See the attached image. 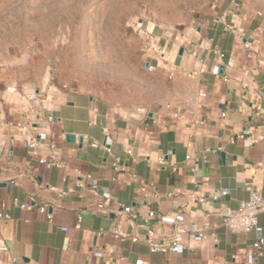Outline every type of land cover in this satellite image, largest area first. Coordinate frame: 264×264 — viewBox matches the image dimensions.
Returning a JSON list of instances; mask_svg holds the SVG:
<instances>
[{
    "label": "crops",
    "instance_id": "0c3cea01",
    "mask_svg": "<svg viewBox=\"0 0 264 264\" xmlns=\"http://www.w3.org/2000/svg\"><path fill=\"white\" fill-rule=\"evenodd\" d=\"M142 31L149 72L131 104L58 84L0 92V212L9 215L0 219V264H264V207L249 232L222 224L224 210L248 198L245 182L264 197V141L236 138L245 129L264 137V0H204L186 19ZM201 91L203 125L184 105ZM52 154L63 168L39 162ZM219 188L228 194L210 200ZM117 228L129 238H114ZM147 230L183 246L153 253Z\"/></svg>",
    "mask_w": 264,
    "mask_h": 264
},
{
    "label": "rangeland",
    "instance_id": "374dc122",
    "mask_svg": "<svg viewBox=\"0 0 264 264\" xmlns=\"http://www.w3.org/2000/svg\"><path fill=\"white\" fill-rule=\"evenodd\" d=\"M203 2L0 0V92L58 84L131 104L149 72L141 62L145 25L175 24Z\"/></svg>",
    "mask_w": 264,
    "mask_h": 264
},
{
    "label": "built area",
    "instance_id": "2783aa9c",
    "mask_svg": "<svg viewBox=\"0 0 264 264\" xmlns=\"http://www.w3.org/2000/svg\"><path fill=\"white\" fill-rule=\"evenodd\" d=\"M257 14L260 15L261 12H257ZM160 51L161 53L164 52L163 49H161ZM218 56H221V54H219ZM206 96H207L206 93L201 91V92H198L194 97H189V98L184 99V105L187 108L188 114L199 125H203L204 122L197 118L196 108L203 104ZM220 115L224 116V112H221ZM249 134H250V130L245 129L242 132L236 134V138H241L244 144L247 146L253 143H256L258 141H261V140L264 141V137L261 135L257 137H253V138H250L248 136L245 137V135H249ZM36 144H37V140L34 138H29L25 142V145L28 148H33L34 146H36ZM49 148L50 150H53L55 146L51 144ZM105 149L107 152L110 151L109 147H105ZM206 151H209V150L206 149ZM39 162L45 164L47 167H56L58 169H61L64 167L63 161L61 160L60 156L57 154H52L48 158H41ZM112 165L115 168H117L116 161L112 162ZM85 178L92 184L97 183V180L92 178L91 175H86ZM193 184L194 186L198 185L196 180H194ZM77 185L82 186V183L78 182ZM244 188L248 191V198L246 200L240 201L238 208L236 209L226 208L224 212L222 213V224L226 229H228L231 232H236V233L249 232L253 228H255V226L257 225V212H258L256 208L258 206L264 207V197H262L261 194L255 188H253V185L251 183L245 182ZM227 194H228L227 189L219 188L215 192L209 194L208 197L210 198V200L216 201L217 199ZM197 200L199 202H203L205 200V197L200 195L197 197ZM13 202L16 203L22 209L28 208L30 206L28 202H19L17 198H13ZM123 209L125 211H130L129 207H124ZM39 211L41 213H44V215L47 218L50 217V214L47 212V209L44 205L39 206ZM153 216H154L153 212H148V215H147L148 218L153 217ZM8 217H9L8 214L0 212V219H7ZM81 221H82V215H78L73 228L80 229ZM63 229L65 230L66 228H63ZM98 233L101 234L102 231L99 230ZM111 233L114 238L119 239V240H124L126 238H129V235L127 234V232L120 230L118 228L112 230ZM192 234L198 237H201L202 235L201 232H194V231L192 232ZM151 235H152V231L147 230V240H148L149 250L153 253L155 252H160V253L177 252L183 246V244H181L178 241H171L169 243H164L162 241H157V240L148 238V236H151ZM253 247L255 249L257 256L263 253V248L258 240L253 243ZM0 249L1 250L5 249V246H1Z\"/></svg>",
    "mask_w": 264,
    "mask_h": 264
},
{
    "label": "water",
    "instance_id": "95a60500",
    "mask_svg": "<svg viewBox=\"0 0 264 264\" xmlns=\"http://www.w3.org/2000/svg\"><path fill=\"white\" fill-rule=\"evenodd\" d=\"M145 65H147V64H145ZM66 138H67V140H73L75 138V135L71 134V133H67ZM260 208H262V206H258L256 209L258 210Z\"/></svg>",
    "mask_w": 264,
    "mask_h": 264
}]
</instances>
